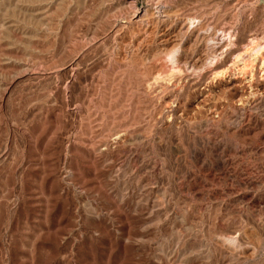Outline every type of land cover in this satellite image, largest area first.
I'll return each mask as SVG.
<instances>
[{"label":"rangeland","instance_id":"rangeland-1","mask_svg":"<svg viewBox=\"0 0 264 264\" xmlns=\"http://www.w3.org/2000/svg\"><path fill=\"white\" fill-rule=\"evenodd\" d=\"M251 41L264 0H0V264H264Z\"/></svg>","mask_w":264,"mask_h":264},{"label":"bare ground","instance_id":"bare-ground-1","mask_svg":"<svg viewBox=\"0 0 264 264\" xmlns=\"http://www.w3.org/2000/svg\"><path fill=\"white\" fill-rule=\"evenodd\" d=\"M5 3V2H4ZM166 13V12H165ZM164 14V13H163ZM165 16V15H164ZM167 16V15H166ZM192 20V19H191ZM171 39V38H170ZM165 43V42H164ZM250 44H251V46H253V48H252V54H253V56L254 57H257V56H259V55H261V53H262V51H264V48L263 47H261L260 45H256L255 43H254V41H251L250 42ZM165 50V49H164ZM192 52V51H191ZM250 52H251V50H250ZM188 54V53H187ZM252 57V56H251ZM184 58V57H183ZM256 59V58H255ZM186 60V59H185ZM185 60H184V62H185ZM189 60V59H188ZM187 60V61H188ZM262 61H263V66H264V57H263V59H262ZM198 62H199V60H198ZM250 62V61H249ZM248 62V63H249ZM185 63H188V62H185ZM202 63V62H201ZM247 63V62H246ZM191 64H193V63H191ZM247 66V65H246ZM245 66V67H246ZM195 67V66H194ZM248 67V66H247ZM247 67H246V69H247ZM195 69V68H194ZM249 69V68H248Z\"/></svg>","mask_w":264,"mask_h":264}]
</instances>
